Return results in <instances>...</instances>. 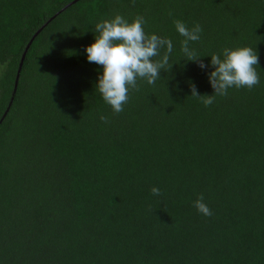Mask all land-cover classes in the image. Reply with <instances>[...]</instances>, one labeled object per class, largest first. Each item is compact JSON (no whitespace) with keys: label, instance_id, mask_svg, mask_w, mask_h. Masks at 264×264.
<instances>
[{"label":"trees","instance_id":"16d2710c","mask_svg":"<svg viewBox=\"0 0 264 264\" xmlns=\"http://www.w3.org/2000/svg\"><path fill=\"white\" fill-rule=\"evenodd\" d=\"M72 1L0 0V264H264V0ZM117 14L173 42L120 113L84 53ZM177 20L202 27L206 65L256 50L259 84L205 107L191 86L212 95V69L185 61Z\"/></svg>","mask_w":264,"mask_h":264},{"label":"clouds","instance_id":"9594fccd","mask_svg":"<svg viewBox=\"0 0 264 264\" xmlns=\"http://www.w3.org/2000/svg\"><path fill=\"white\" fill-rule=\"evenodd\" d=\"M143 17H137L129 22L117 14L110 20H102L94 26V41L85 46L84 53L89 63L102 66L97 76L95 90L102 100L110 106L114 113L123 111L128 101L129 91L137 88V81L142 80L149 85L155 84L161 78L160 73L169 66V56L173 52V42L156 34H146ZM176 32L183 37L181 52L186 62H196L201 70L211 68L208 81L213 89L212 95L198 94L194 85L191 95L204 97L205 107L211 105L216 96H225L231 88H248L258 85L259 75L256 71L258 54L250 47L223 48L219 54H212L209 63H203L191 45L200 41L202 27L194 23L189 28L183 21H175ZM164 50L161 54V50ZM159 57V59H153ZM172 67V65H171ZM170 67V68H171ZM170 70V69H169ZM100 119L107 123L101 115ZM153 195H159V189H151ZM203 196L198 197L193 206L205 217L212 212L203 202Z\"/></svg>","mask_w":264,"mask_h":264},{"label":"water","instance_id":"95a60500","mask_svg":"<svg viewBox=\"0 0 264 264\" xmlns=\"http://www.w3.org/2000/svg\"><path fill=\"white\" fill-rule=\"evenodd\" d=\"M76 1L78 0H73L72 2H70L66 7H69L70 5H73L74 3H76ZM60 12H58L55 16L51 17L50 19L47 20V22H45L34 34L33 36L31 37V39L29 40V42L27 43V45L25 46L22 54H21V57H20V61H19V65H18V68H17V73H16V77H15V81H14V87H13V91H12V94H11V98H10V102L7 106V109L5 110L4 114L2 117H5L6 113L8 112L11 104H12V101L14 99V96H15V92H16V86H17V82H18V78H19V75H20V72H21V68H22V65H23V62H24V59H25V56H26V53L28 51V49L30 48V45L31 43L33 42L34 38L37 37L41 31L59 14ZM1 123V121H0Z\"/></svg>","mask_w":264,"mask_h":264}]
</instances>
